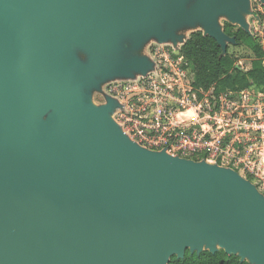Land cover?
<instances>
[{"label": "water", "instance_id": "1", "mask_svg": "<svg viewBox=\"0 0 264 264\" xmlns=\"http://www.w3.org/2000/svg\"><path fill=\"white\" fill-rule=\"evenodd\" d=\"M248 2L0 0V264H169L220 248L264 264V196L251 181L138 145L113 120L115 99L96 107L83 93L95 75L134 77L153 63L76 64L68 42L175 45L193 19L223 49L232 38L217 15L248 31L238 9Z\"/></svg>", "mask_w": 264, "mask_h": 264}, {"label": "built area", "instance_id": "2", "mask_svg": "<svg viewBox=\"0 0 264 264\" xmlns=\"http://www.w3.org/2000/svg\"><path fill=\"white\" fill-rule=\"evenodd\" d=\"M180 47L153 44L150 70L108 85L113 120L144 148L239 169L264 186V90L197 88Z\"/></svg>", "mask_w": 264, "mask_h": 264}, {"label": "trees", "instance_id": "3", "mask_svg": "<svg viewBox=\"0 0 264 264\" xmlns=\"http://www.w3.org/2000/svg\"><path fill=\"white\" fill-rule=\"evenodd\" d=\"M223 32L232 38L234 46H245L253 54L248 69H241L235 57L224 51L220 44L201 30L193 31L180 47V53L190 61L193 69V84L197 88L211 86L218 90H240L255 86L264 90V47L257 36L226 21ZM169 264H251L236 254L223 249L211 253L204 249L190 253L187 249L182 257L172 255Z\"/></svg>", "mask_w": 264, "mask_h": 264}, {"label": "rangeland", "instance_id": "4", "mask_svg": "<svg viewBox=\"0 0 264 264\" xmlns=\"http://www.w3.org/2000/svg\"><path fill=\"white\" fill-rule=\"evenodd\" d=\"M196 0H187L186 9H189ZM248 5V6H247ZM247 5L240 6V12L246 22L247 30L252 34L258 37L260 42L264 47V6L260 0H249ZM256 19V22H253ZM226 21H230L228 16L225 13H219L217 15L218 26L223 31V25ZM231 22V21H230ZM233 24L240 26L237 22L232 21ZM201 30L202 32H206L204 25L199 20H190L189 22H183L179 25V27L175 28V34L177 36V44H181L184 42V38H186L191 32ZM80 42H68L71 44L73 54L76 59V64L90 63L92 59H99L102 61H110L115 57H119L122 60L129 59L132 56H144L149 61H153L151 57V48L155 43L159 44H173V40L170 39L165 42H158L156 38L150 37L145 38L142 42V45L139 49H135L132 47L133 43L130 40V37L123 36L120 38L119 48L116 51L112 50H94L85 47L82 40L87 39V33H83L79 36ZM177 44L173 45L176 46ZM222 47L223 50L231 54L235 57L236 64L241 69H247L250 67L251 59L253 58L252 52L245 46H234L231 44L229 40L222 39ZM75 64V65H76ZM75 65H68L71 70H75ZM139 74H136L134 78L138 77ZM128 77L113 75L109 78H102L99 75H95V84H91L89 87L83 89V93L87 94L90 99V103L93 106L99 107L101 104H106L108 98L110 97L107 93L108 85L114 81L126 80ZM113 115V112H112ZM238 172L240 170L238 169ZM241 174V173H240ZM243 177V176H242ZM250 181V180H249ZM257 190L264 196V186L255 184L252 182ZM255 264V263H253Z\"/></svg>", "mask_w": 264, "mask_h": 264}, {"label": "crops", "instance_id": "5", "mask_svg": "<svg viewBox=\"0 0 264 264\" xmlns=\"http://www.w3.org/2000/svg\"><path fill=\"white\" fill-rule=\"evenodd\" d=\"M262 5L264 6V3H262ZM253 22H256V19H255ZM188 36H189V35H188ZM188 36H187V37H188ZM187 37H186V38H187ZM186 38H184V41H185ZM170 45H174V44H170ZM180 45H182L181 42H180V44H177L176 47H178V46H180ZM248 68H249V67H248ZM248 68H247V69H248ZM139 75H140V74H139ZM127 79H134V77H128ZM127 79H126V80H127Z\"/></svg>", "mask_w": 264, "mask_h": 264}]
</instances>
